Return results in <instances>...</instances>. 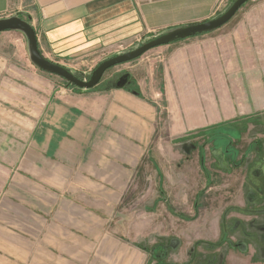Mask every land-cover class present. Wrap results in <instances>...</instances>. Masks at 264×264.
<instances>
[{"label":"crops","instance_id":"0c3cea01","mask_svg":"<svg viewBox=\"0 0 264 264\" xmlns=\"http://www.w3.org/2000/svg\"><path fill=\"white\" fill-rule=\"evenodd\" d=\"M218 1L0 0V15L18 13L34 29L41 54L67 68L115 45L204 21ZM224 26L152 48L162 60L157 68L144 69L141 56L90 89L47 83L29 123L0 115V264H89L98 237L111 234L100 219L122 204H146L142 168L154 179L161 171L153 159L137 166L164 136L186 138L264 109V14L219 31ZM0 65L13 75L8 58L0 56Z\"/></svg>","mask_w":264,"mask_h":264},{"label":"rangeland","instance_id":"374dc122","mask_svg":"<svg viewBox=\"0 0 264 264\" xmlns=\"http://www.w3.org/2000/svg\"><path fill=\"white\" fill-rule=\"evenodd\" d=\"M233 1L219 0L206 20L222 14ZM258 10L264 14V0H248L219 31L232 28L236 20L252 19L261 14ZM17 15L8 11L0 19ZM150 35L99 51L86 60L75 59L67 69L88 80L104 59L160 34ZM155 53L150 49L141 55L144 69L162 64ZM0 56L15 65L9 77L5 69L0 72L2 116L17 115L31 122L46 100L47 83L81 89L37 70L28 60V42L20 31L0 32ZM148 56L155 59L149 62ZM121 67L109 68L102 77L112 76ZM159 111L162 125L164 108ZM189 133L186 138L164 136L161 146L137 166L140 169L153 159L161 171L154 179L153 171L142 168L147 202L122 204L109 218L100 219L99 227L111 234L98 237V246L89 252V264H264V109L250 118H234ZM136 178L135 172L129 183ZM132 190L126 188V192Z\"/></svg>","mask_w":264,"mask_h":264},{"label":"water","instance_id":"95a60500","mask_svg":"<svg viewBox=\"0 0 264 264\" xmlns=\"http://www.w3.org/2000/svg\"><path fill=\"white\" fill-rule=\"evenodd\" d=\"M247 1L248 0H234L222 14L215 18L167 31L145 41L143 44L132 50L106 58L92 70L88 80H82L72 74L67 68L46 59L38 49L34 29L25 20L15 16L1 18L0 32L6 30H17L22 32L26 36L28 42L30 59L37 68L47 73L57 75L78 88L90 89L96 86L105 71L113 66L132 61L154 47L165 45L190 36L210 32L221 27L227 23L234 16L236 11Z\"/></svg>","mask_w":264,"mask_h":264},{"label":"trees","instance_id":"16d2710c","mask_svg":"<svg viewBox=\"0 0 264 264\" xmlns=\"http://www.w3.org/2000/svg\"><path fill=\"white\" fill-rule=\"evenodd\" d=\"M66 84H67V85H70V83H69V82H67V81H66Z\"/></svg>","mask_w":264,"mask_h":264}]
</instances>
